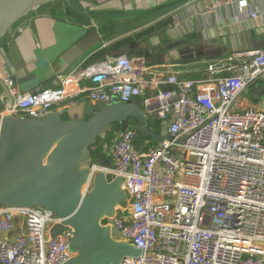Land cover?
I'll return each mask as SVG.
<instances>
[{"label": "built area", "instance_id": "1", "mask_svg": "<svg viewBox=\"0 0 264 264\" xmlns=\"http://www.w3.org/2000/svg\"><path fill=\"white\" fill-rule=\"evenodd\" d=\"M231 2L216 0L211 9ZM238 7L258 17L247 0ZM238 61V71L230 66L233 59L212 63L209 77L197 81L147 75L143 61L116 56L77 71L91 86L73 92L68 81L19 96L0 110V120L45 119L83 99L110 105L116 95L124 104L143 98L149 128L156 133L151 124L167 123L166 138L140 150L134 127L119 132L105 147L112 168L91 164L84 189L90 192L101 170L111 180L124 179L129 208L117 209L105 225L117 229L114 240L143 251L125 264H264V111L235 109L246 89L264 80V51L245 53ZM226 72L231 74L221 76ZM18 221L22 232L13 235ZM61 221L42 207L0 205V264H68L76 256L69 249L74 231L51 236Z\"/></svg>", "mask_w": 264, "mask_h": 264}, {"label": "crops", "instance_id": "2", "mask_svg": "<svg viewBox=\"0 0 264 264\" xmlns=\"http://www.w3.org/2000/svg\"><path fill=\"white\" fill-rule=\"evenodd\" d=\"M71 1L85 15L76 13L66 0H54L20 20L0 40L3 104L68 81L69 91L87 88L90 82L79 80L77 71L120 56V49L132 42L137 43V50L126 56L144 63L146 54L152 57L147 75L161 78L175 74L197 81L209 77L207 68L212 63L233 59L230 66L238 71L241 55L264 51V0H247L257 18L239 12L243 0H232L214 10L216 0ZM91 31L99 34L102 42L72 66L63 62V56ZM226 74L231 73L221 76ZM8 80L13 84L8 85ZM144 93L149 92L145 89ZM70 106L67 103L56 110ZM248 108L264 111V80L251 84L235 103L236 110ZM160 126L156 133L166 136L164 123ZM154 140H140L137 148L145 150L161 141ZM107 159L111 157L102 161ZM20 232L18 221L12 234Z\"/></svg>", "mask_w": 264, "mask_h": 264}, {"label": "water", "instance_id": "3", "mask_svg": "<svg viewBox=\"0 0 264 264\" xmlns=\"http://www.w3.org/2000/svg\"><path fill=\"white\" fill-rule=\"evenodd\" d=\"M53 1L0 0V40L20 20ZM66 1L76 13L85 15L73 1ZM101 42L100 35L91 31L63 56V62L72 66ZM136 50L137 43L132 42L119 54L130 55ZM145 56V64L150 67L152 57ZM13 102L10 99L3 104L0 98V110ZM143 103L140 98L124 104L116 95L110 105L83 101L55 110L45 119L5 115L0 120V205L10 209L42 207L59 216L62 221L51 229L52 238H58L67 228L74 231L69 249L76 256L68 264H125L143 254L139 248L114 240L119 235L117 229L105 225L117 209L128 207L129 197L123 189L124 179L111 180L103 171L112 168L111 160L97 157L93 161L91 153L113 125L118 124L125 132L132 120L141 138L164 140L166 136L149 128ZM91 164L103 170L95 175L92 189L85 194L92 176Z\"/></svg>", "mask_w": 264, "mask_h": 264}, {"label": "trees", "instance_id": "4", "mask_svg": "<svg viewBox=\"0 0 264 264\" xmlns=\"http://www.w3.org/2000/svg\"><path fill=\"white\" fill-rule=\"evenodd\" d=\"M226 75H229V74H226ZM130 124H131L130 129H132L133 126L135 125V120H132ZM154 126L157 132L160 131L161 126L158 123L154 124ZM119 132H122V131L118 124L113 125V127H111L107 131L106 138L104 140H99L98 144L94 147V149H91L93 161H95L97 157H101L102 159H105V157L109 156V153L105 150V147H110L112 145L114 138ZM147 139L153 140V138L151 139L147 138ZM140 140H145V138H140L138 136L137 141H136V147H137V142H139Z\"/></svg>", "mask_w": 264, "mask_h": 264}, {"label": "rangeland", "instance_id": "5", "mask_svg": "<svg viewBox=\"0 0 264 264\" xmlns=\"http://www.w3.org/2000/svg\"><path fill=\"white\" fill-rule=\"evenodd\" d=\"M150 126H151L154 130H156L155 126H153L152 124H151ZM146 140H149V139L145 138V141H146ZM151 140H152V139H151ZM151 140H149V141H151ZM153 140H154V139H153ZM153 140H152V141H153Z\"/></svg>", "mask_w": 264, "mask_h": 264}]
</instances>
